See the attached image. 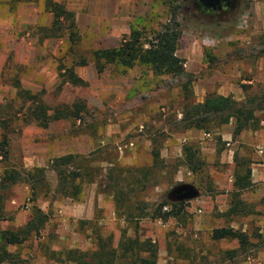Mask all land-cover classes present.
<instances>
[{"label": "rangeland", "instance_id": "1", "mask_svg": "<svg viewBox=\"0 0 264 264\" xmlns=\"http://www.w3.org/2000/svg\"><path fill=\"white\" fill-rule=\"evenodd\" d=\"M55 1L74 15L76 45L70 46L66 35L43 38L42 29L49 24L41 22L44 16L37 14L36 2L0 0V121H5L8 137L0 177L6 170L45 169L33 201L24 183L0 188V231L22 228L32 205L47 214L37 234L7 248L15 255L13 264H73L62 262L66 251L90 254L98 240L114 248L121 236L123 243L137 239L155 249V264L252 260L260 246L254 232L256 203L244 201L250 190L233 188L234 175L246 168V153L232 151L229 140L221 137L224 132L231 135L233 121L207 134L184 130L179 121L184 83L189 102H196L197 82L205 84V94H215L226 83L233 85V99L255 95L264 105V0H240L223 21L191 19L183 11L189 0ZM172 18L181 31L176 51L186 55L193 72L182 67L186 76H154L143 66L123 71L105 65L96 74L92 51L115 48L130 27L149 40ZM80 61L85 65L72 69L86 86L63 83L60 67ZM17 83L44 104L48 114L78 102L83 108L77 118L40 128L24 118L23 101L15 96ZM186 145L194 151L191 163L182 153ZM156 151L154 161L151 153ZM66 154L75 155L86 173L73 182V198L60 193L48 166ZM181 185L191 186L196 197L177 200L172 193ZM118 203L141 215L158 203L165 205L162 212H175L178 203L183 204L177 215L161 221L124 220L115 209ZM249 214L253 217L245 221ZM243 225L250 230L241 232ZM226 228L244 235V244L211 238L214 230ZM115 264L131 263L119 259Z\"/></svg>", "mask_w": 264, "mask_h": 264}, {"label": "trees", "instance_id": "2", "mask_svg": "<svg viewBox=\"0 0 264 264\" xmlns=\"http://www.w3.org/2000/svg\"><path fill=\"white\" fill-rule=\"evenodd\" d=\"M31 1H42L44 11L51 15L49 26L42 29L44 31V39L66 35V41L70 46L79 42L74 15L66 10L63 4L54 0ZM178 7L179 5L175 9H178ZM178 27L179 25L172 18L167 24L161 25L159 31L152 33L149 40L143 36L140 30L130 27L128 34L119 40V44L115 48L99 49L91 52V59L96 74L102 73L105 65H115L123 71L130 70L134 66L147 67L154 76H186L181 66L183 60L175 56L181 35ZM84 65L85 62L80 61L70 67H60L59 77L62 82L73 87L86 86V82L80 79L72 69L75 66L81 67ZM14 88L16 89L15 96L23 101L21 108H24V118L27 115L29 119L27 122L34 123L40 128H45L50 121L77 118L83 108V104L78 102L73 103L71 106L56 108L51 114H48V109L40 101H37L34 95L19 88L18 83L14 85ZM182 92L184 97L179 122L184 130L193 129L207 134L210 130L226 125L231 120L233 121L232 137L242 131H256L264 128V105L260 97L246 95L243 100L236 101L231 96L206 93L201 102H189L187 96L189 87L187 83L182 85ZM26 102L28 105L24 107ZM5 128H7V125L5 121L1 120L0 158L3 160L8 156V137ZM182 153L186 158V163H191L194 158V151L191 146H184ZM151 155L152 159L157 161V151L152 152ZM48 166L56 176L60 193L67 198H73V192L75 191L73 182L82 180L83 175L86 174L75 155L66 154L56 157L49 162ZM44 172L45 169L43 167H33L28 170L22 169L21 171L6 170L0 177V188L8 187L17 182L24 183L29 187L32 196L31 201H33L35 190L44 181ZM249 175L250 171L246 168L242 173L238 172V174L234 175L233 188L237 192L250 186ZM182 204L178 203L179 207L175 212H162V208L165 205L164 203H158L150 209L148 215L132 212L125 204L120 205L118 203L115 209L119 215L123 216L124 220H137L149 217L151 220L166 221L181 211ZM3 219L0 215V220ZM46 222L47 214L32 205L31 216L22 228L16 231H0V264H13L15 255L9 252L7 248L21 244L31 234H37ZM211 238L213 240L236 239L239 244H244V235L236 233L230 228L214 230ZM122 239L123 237L121 236L114 248L100 244L98 240L96 250L90 254L68 250L65 252L62 262L73 264H115L119 259H128L131 264H155L156 251L150 245L141 243L137 239L123 243ZM139 253H144V256H139Z\"/></svg>", "mask_w": 264, "mask_h": 264}, {"label": "crops", "instance_id": "3", "mask_svg": "<svg viewBox=\"0 0 264 264\" xmlns=\"http://www.w3.org/2000/svg\"><path fill=\"white\" fill-rule=\"evenodd\" d=\"M31 1V0H27ZM55 1V0H54ZM33 2V1H31ZM20 4L18 3V6ZM36 10L37 14H42L41 22L43 23V19H45V25L50 24L51 15L49 13H44L43 3L42 1H36ZM36 20V18H34ZM49 26V25H48ZM119 44V41H118ZM117 44V46H118ZM107 49V48H104ZM175 56L186 60L185 63V70L189 69V72H193V67L191 66V62L186 58L181 51L175 52ZM70 67V66H69ZM83 81V77H79ZM197 82L195 86V94L198 96L196 102H201L205 96L206 86L204 83ZM232 84H222L215 89L216 95L221 96H230L229 92L232 90ZM235 100V99H234ZM237 101V100H236ZM207 136V135H205ZM222 140L228 141V145H230V149L232 151H239V155L241 154V149L244 150L246 153L244 165L246 169L250 171L249 175V182L250 186L244 190H250V193L245 194L244 201H254L256 203L255 211L256 213L253 214L255 217L254 222V232L257 234L256 238L259 240L260 246L256 248V253L252 260L242 261L238 264H264V128H260L256 131H242L238 135H236L231 141L230 132H224L222 134ZM240 166V165H239ZM238 174V173H237ZM249 196H253V198H249ZM252 215H247L245 218L248 220L249 217H253ZM250 229L247 228V225H243L241 232H246Z\"/></svg>", "mask_w": 264, "mask_h": 264}, {"label": "flooded vegetation", "instance_id": "4", "mask_svg": "<svg viewBox=\"0 0 264 264\" xmlns=\"http://www.w3.org/2000/svg\"><path fill=\"white\" fill-rule=\"evenodd\" d=\"M240 0H223L215 9L202 7L198 0H189V7L183 8L184 13L191 19L217 18V21H223L232 15ZM183 16V14H181ZM176 196V194L174 195Z\"/></svg>", "mask_w": 264, "mask_h": 264}, {"label": "water", "instance_id": "5", "mask_svg": "<svg viewBox=\"0 0 264 264\" xmlns=\"http://www.w3.org/2000/svg\"><path fill=\"white\" fill-rule=\"evenodd\" d=\"M223 0H198L199 4L204 8L215 9ZM176 194V196H174ZM172 195L177 200H188L196 197V191L188 185H181L173 190Z\"/></svg>", "mask_w": 264, "mask_h": 264}, {"label": "built area", "instance_id": "6", "mask_svg": "<svg viewBox=\"0 0 264 264\" xmlns=\"http://www.w3.org/2000/svg\"><path fill=\"white\" fill-rule=\"evenodd\" d=\"M181 66H182V67H185V65H184V64H182Z\"/></svg>", "mask_w": 264, "mask_h": 264}]
</instances>
